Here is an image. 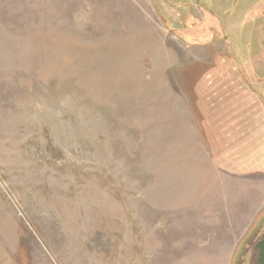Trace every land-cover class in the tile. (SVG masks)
Segmentation results:
<instances>
[{"label": "rangeland", "instance_id": "374dc122", "mask_svg": "<svg viewBox=\"0 0 264 264\" xmlns=\"http://www.w3.org/2000/svg\"><path fill=\"white\" fill-rule=\"evenodd\" d=\"M263 10L0 0V264H255Z\"/></svg>", "mask_w": 264, "mask_h": 264}, {"label": "water", "instance_id": "95a60500", "mask_svg": "<svg viewBox=\"0 0 264 264\" xmlns=\"http://www.w3.org/2000/svg\"><path fill=\"white\" fill-rule=\"evenodd\" d=\"M258 249L257 264H264V232L261 235L260 240L256 244Z\"/></svg>", "mask_w": 264, "mask_h": 264}, {"label": "flooded vegetation", "instance_id": "af4514ba", "mask_svg": "<svg viewBox=\"0 0 264 264\" xmlns=\"http://www.w3.org/2000/svg\"><path fill=\"white\" fill-rule=\"evenodd\" d=\"M199 6V5H198ZM204 10L205 11H208V10H211V8L209 7V6H204ZM260 13V12H259ZM264 15V10L261 12V16H263ZM250 74L248 75V76H255V74H253V73H251V72H249ZM257 254H258V250H257ZM255 264H257V260H256V263Z\"/></svg>", "mask_w": 264, "mask_h": 264}, {"label": "crops", "instance_id": "0c3cea01", "mask_svg": "<svg viewBox=\"0 0 264 264\" xmlns=\"http://www.w3.org/2000/svg\"><path fill=\"white\" fill-rule=\"evenodd\" d=\"M252 104V103H251ZM253 105V109L248 113V115L247 116H250V115H252V114H254L255 113V107H256V105H257V107H258V111H259V102H258V100H257V102L256 103H254V104H252Z\"/></svg>", "mask_w": 264, "mask_h": 264}]
</instances>
